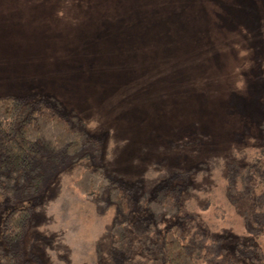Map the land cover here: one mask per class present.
<instances>
[{"label": "rangeland", "instance_id": "obj_1", "mask_svg": "<svg viewBox=\"0 0 264 264\" xmlns=\"http://www.w3.org/2000/svg\"><path fill=\"white\" fill-rule=\"evenodd\" d=\"M1 96L99 143L29 200L0 195V233L30 209L22 238L0 240L16 264H166L171 226L196 264H264V0H0ZM97 167L127 214L74 188ZM173 187L176 213L156 219L149 201Z\"/></svg>", "mask_w": 264, "mask_h": 264}, {"label": "trees", "instance_id": "obj_2", "mask_svg": "<svg viewBox=\"0 0 264 264\" xmlns=\"http://www.w3.org/2000/svg\"><path fill=\"white\" fill-rule=\"evenodd\" d=\"M23 107L17 97H0V195L11 203L29 200L43 189L49 173L76 162L85 150H99L96 140L43 101ZM254 167L263 169L264 162L258 161ZM73 185L89 200L102 202L101 196L107 193L108 200L123 214L131 208L128 193L112 182L100 167L84 171ZM178 192L176 187L157 191L148 203L156 219L176 213ZM29 218L28 207L9 211L2 222L1 242L8 245L20 240ZM111 233L112 245L120 250L127 249L124 226L113 224ZM160 254L166 264H196L177 226L167 228ZM205 257L211 259L208 253ZM0 264H16L12 251L0 247Z\"/></svg>", "mask_w": 264, "mask_h": 264}]
</instances>
